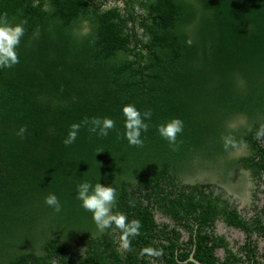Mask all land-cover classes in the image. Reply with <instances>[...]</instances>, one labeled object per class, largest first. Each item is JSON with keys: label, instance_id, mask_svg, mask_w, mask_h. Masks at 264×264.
Instances as JSON below:
<instances>
[{"label": "trees", "instance_id": "1", "mask_svg": "<svg viewBox=\"0 0 264 264\" xmlns=\"http://www.w3.org/2000/svg\"><path fill=\"white\" fill-rule=\"evenodd\" d=\"M241 166L264 171V0H0V264H264L262 214L185 181Z\"/></svg>", "mask_w": 264, "mask_h": 264}, {"label": "flooded vegetation", "instance_id": "2", "mask_svg": "<svg viewBox=\"0 0 264 264\" xmlns=\"http://www.w3.org/2000/svg\"><path fill=\"white\" fill-rule=\"evenodd\" d=\"M235 148H240L242 150V154L239 156H235V158H238L240 156H244L247 154L248 150L245 146L239 145ZM241 170L242 172H237V170ZM202 171V170H201ZM205 171V170H203ZM211 171L212 170H207ZM198 173V172H196ZM195 173V174H196ZM213 174L217 175L220 178H223V180H227L229 182V186H223L219 183H214V182H202V181H188L187 178L185 179L186 182H201V183H210L214 184V190L216 191L215 193H220L223 192L224 196L233 204L237 205V208L240 212L247 216H255L257 213H261L263 216V222H264V171L260 173V175H257L255 172H253L251 169H244L242 166L235 168L233 170L227 171L228 174H226L225 177H221V174L219 172H212ZM231 173V175H230ZM190 177V176H189ZM236 193V194H235ZM237 194H246L248 196V201H247V206L244 207L243 203L239 200ZM155 218L157 222L165 221V222H170L168 219L164 218L161 216L159 213L155 214ZM221 224H224V226L227 228H231L233 230H237L242 234L240 238L241 241L233 236V233L231 232H224L221 230L220 226ZM215 229L216 232L219 234H224L226 239L229 241L230 245L234 247V249L237 248L238 245L241 243H244L246 240V234L239 230L236 229L233 226H227L225 222L222 220H218L215 222ZM182 239L186 241L188 239L187 234H183ZM252 239H257L259 243V250L260 252L263 251L264 248V238L262 236H259L258 234L254 233L252 235ZM263 241V244H262ZM193 251V250H192ZM217 255L222 257L223 255V249L218 248L216 251ZM193 252L190 253L189 255V260L190 257L193 256ZM193 258H195L193 256ZM196 259V258H195ZM197 260V259H196Z\"/></svg>", "mask_w": 264, "mask_h": 264}, {"label": "rangeland", "instance_id": "3", "mask_svg": "<svg viewBox=\"0 0 264 264\" xmlns=\"http://www.w3.org/2000/svg\"><path fill=\"white\" fill-rule=\"evenodd\" d=\"M5 36H9V34L5 35ZM244 123V117L240 116L237 118H233L232 121L229 123L230 127H236L238 124H242ZM242 154V150L240 148H234L233 150H231L228 153L229 157H235V156H239ZM230 172V171H229ZM237 172H242L240 169L236 171ZM228 174V173H227ZM231 175V173H230ZM188 181H202V182H214V183H219L223 186H229V182L227 180H223V178L218 177L217 175L213 174L211 171H199L198 173L187 177ZM236 194V193H235ZM236 196H238L239 200L241 201V203H243V206L246 207L247 206V201H248V196L246 194H237ZM221 230H223L224 232H231L233 233L234 237H237L240 241L242 238H240L242 236V234L240 232H238L237 230H233L231 228H226L224 226V224H221L220 226ZM263 244V241H262Z\"/></svg>", "mask_w": 264, "mask_h": 264}, {"label": "water", "instance_id": "4", "mask_svg": "<svg viewBox=\"0 0 264 264\" xmlns=\"http://www.w3.org/2000/svg\"><path fill=\"white\" fill-rule=\"evenodd\" d=\"M190 260L193 261L196 264H201L198 260H196L195 258H193V256L190 257Z\"/></svg>", "mask_w": 264, "mask_h": 264}]
</instances>
